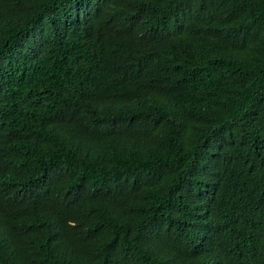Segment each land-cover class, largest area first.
<instances>
[{
	"label": "trees",
	"instance_id": "16d2710c",
	"mask_svg": "<svg viewBox=\"0 0 264 264\" xmlns=\"http://www.w3.org/2000/svg\"><path fill=\"white\" fill-rule=\"evenodd\" d=\"M0 264H264V0H0Z\"/></svg>",
	"mask_w": 264,
	"mask_h": 264
}]
</instances>
